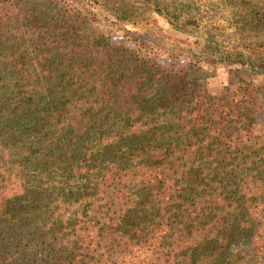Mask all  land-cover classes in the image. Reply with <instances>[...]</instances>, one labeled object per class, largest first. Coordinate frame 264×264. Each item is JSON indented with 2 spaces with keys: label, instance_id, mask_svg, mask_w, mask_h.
I'll list each match as a JSON object with an SVG mask.
<instances>
[{
  "label": "trees",
  "instance_id": "16d2710c",
  "mask_svg": "<svg viewBox=\"0 0 264 264\" xmlns=\"http://www.w3.org/2000/svg\"><path fill=\"white\" fill-rule=\"evenodd\" d=\"M93 24L0 0V264H264V43L214 92Z\"/></svg>",
  "mask_w": 264,
  "mask_h": 264
},
{
  "label": "rangeland",
  "instance_id": "374dc122",
  "mask_svg": "<svg viewBox=\"0 0 264 264\" xmlns=\"http://www.w3.org/2000/svg\"><path fill=\"white\" fill-rule=\"evenodd\" d=\"M34 1L51 8L63 7L77 12L83 19L94 21V27L105 33L113 44L133 51L141 47L146 55L154 57L159 64L186 70L191 80L206 79L208 87L214 92L228 84L234 88L237 78L226 73L227 70L224 71L222 67L194 65L190 60L191 55L202 50V44L207 38L223 49L239 55L245 47H250L259 38L255 34L264 35V4H261L263 7L252 4L253 1L260 3L262 0H191L188 1L191 16L183 15L180 19L171 15L172 10L170 15L165 12V0ZM157 2H161V16L155 10L156 5H159ZM246 3L249 4L245 6ZM255 7L258 9L255 13H260L258 17L253 16ZM243 13L249 27L245 25L244 19L235 26L234 19L242 18ZM122 14L126 17H122ZM251 28L254 36H245V31ZM171 50L174 52L169 53Z\"/></svg>",
  "mask_w": 264,
  "mask_h": 264
},
{
  "label": "crops",
  "instance_id": "0c3cea01",
  "mask_svg": "<svg viewBox=\"0 0 264 264\" xmlns=\"http://www.w3.org/2000/svg\"><path fill=\"white\" fill-rule=\"evenodd\" d=\"M259 2H260V1H259ZM253 3L256 4V5H259V4H260V3H257V2L255 3L254 1L252 2V4H253ZM247 4H249V3H247ZM244 30H245V28H244ZM263 36H264V35H258L259 38L255 40V43H256V44L264 43V39H261V37H263Z\"/></svg>",
  "mask_w": 264,
  "mask_h": 264
}]
</instances>
